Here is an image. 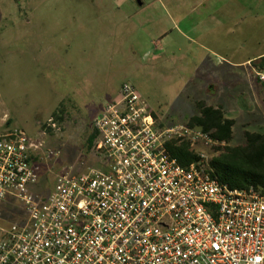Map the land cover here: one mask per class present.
<instances>
[{
    "label": "rangeland",
    "instance_id": "1",
    "mask_svg": "<svg viewBox=\"0 0 264 264\" xmlns=\"http://www.w3.org/2000/svg\"><path fill=\"white\" fill-rule=\"evenodd\" d=\"M139 1L0 0V129L18 126L43 143L39 195L69 166H99L87 138L125 81L163 128L187 125L205 99L236 119L232 145L245 130L264 132L254 70L264 53V0ZM28 216L16 197L0 202V229Z\"/></svg>",
    "mask_w": 264,
    "mask_h": 264
},
{
    "label": "built area",
    "instance_id": "2",
    "mask_svg": "<svg viewBox=\"0 0 264 264\" xmlns=\"http://www.w3.org/2000/svg\"><path fill=\"white\" fill-rule=\"evenodd\" d=\"M94 127L99 166H69L41 195L43 143L0 129V202L16 197L29 215L0 229V264H264V188L221 181L199 148L224 142L189 124L159 127L129 81ZM179 136L197 152L189 164L167 146Z\"/></svg>",
    "mask_w": 264,
    "mask_h": 264
},
{
    "label": "trees",
    "instance_id": "3",
    "mask_svg": "<svg viewBox=\"0 0 264 264\" xmlns=\"http://www.w3.org/2000/svg\"><path fill=\"white\" fill-rule=\"evenodd\" d=\"M256 67L264 69V55ZM65 107L61 104L59 109L53 112L57 121L64 118ZM197 107L199 112L189 118L188 124L200 127L214 139L224 142L223 145H215L218 151L211 157L212 174L233 187H247L253 184L264 188V132L245 130V141L232 145L236 119L227 116L222 105L209 104L205 99L197 100ZM49 132H52L50 127ZM97 135L98 131L93 127L87 138L89 148H93ZM167 146L182 164H189L198 158L191 141L186 137H174L167 142Z\"/></svg>",
    "mask_w": 264,
    "mask_h": 264
},
{
    "label": "crops",
    "instance_id": "4",
    "mask_svg": "<svg viewBox=\"0 0 264 264\" xmlns=\"http://www.w3.org/2000/svg\"><path fill=\"white\" fill-rule=\"evenodd\" d=\"M139 3H141V4H143V1H139ZM264 55V53H262V54H260V55H258V56H256L255 58H258V57H261V56H263ZM250 61H252V59H248V60H246V61H244V62H241V63H245V62H250ZM236 63V62H235ZM238 63V62H237ZM240 63V62H239ZM258 81H260L259 79H258ZM260 83H262L261 81H260ZM263 85V84H262ZM264 86V85H263ZM218 105H222L223 106V104H218ZM217 106V105H216Z\"/></svg>",
    "mask_w": 264,
    "mask_h": 264
}]
</instances>
